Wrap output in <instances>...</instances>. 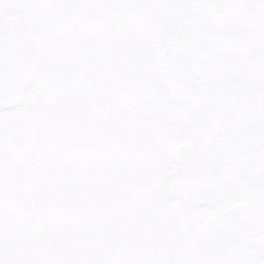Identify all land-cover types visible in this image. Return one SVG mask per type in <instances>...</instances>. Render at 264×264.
<instances>
[{
	"label": "rangeland",
	"instance_id": "rangeland-1",
	"mask_svg": "<svg viewBox=\"0 0 264 264\" xmlns=\"http://www.w3.org/2000/svg\"><path fill=\"white\" fill-rule=\"evenodd\" d=\"M7 15L32 21L46 61L1 117L4 264H218L163 252L171 239L190 249L165 230L178 223L168 191L184 175L223 183L229 203L252 201L264 233V0H0ZM190 19L188 45L202 48L170 66L198 104L175 95L157 54ZM188 140L201 172L176 163ZM244 263H264L251 237Z\"/></svg>",
	"mask_w": 264,
	"mask_h": 264
},
{
	"label": "water",
	"instance_id": "water-1",
	"mask_svg": "<svg viewBox=\"0 0 264 264\" xmlns=\"http://www.w3.org/2000/svg\"><path fill=\"white\" fill-rule=\"evenodd\" d=\"M189 24H175L158 42L157 54L166 78L178 98L185 102H196L179 83L170 67L171 55L181 46L188 33ZM46 61V51L42 40L25 28L19 16L8 15L0 24V110L10 109L22 104L27 90L31 87ZM208 124L214 128L218 120L215 113L207 116ZM176 162L189 167L200 164L196 158L193 142H185L174 150ZM169 194L191 204H217L224 198L221 185H210L190 180H176ZM250 203L241 202L233 213L242 218L246 225L254 227L255 221ZM264 264V263H263Z\"/></svg>",
	"mask_w": 264,
	"mask_h": 264
},
{
	"label": "flooded vegetation",
	"instance_id": "flooded-vegetation-1",
	"mask_svg": "<svg viewBox=\"0 0 264 264\" xmlns=\"http://www.w3.org/2000/svg\"><path fill=\"white\" fill-rule=\"evenodd\" d=\"M5 18L2 20L0 16V24L5 20ZM190 20H192V23L190 24L189 29L191 28V25L193 24V19H190ZM190 20L186 22H189ZM21 21L23 22L22 18H21ZM23 24L28 32L40 38V36H38L36 33L31 31V28L33 26L32 21H29L27 23L23 22ZM188 35H189V32H188ZM188 35L186 39L184 40V42L182 43L181 47L175 53L172 54L171 61L177 59L179 61L184 60L185 63L188 61L190 62L192 59H194L193 55L199 52V48H202V46L199 45V47H197L198 48L197 50V48H194L193 44L192 45L190 44L191 46L188 45V42H187ZM42 44H43V41H42ZM43 47H44V44H43ZM177 79L182 85L186 87L188 93H190L197 99L196 102H184V101L182 102L187 103V104H198L199 103L198 98L191 92V90H189L187 85H185L179 79V77H177ZM30 88L27 90L22 104L24 103L26 97L28 96ZM20 106H17L11 109L0 110V150L3 149L2 143L4 144L3 146H5L6 144L4 140H7L9 138V134L7 132L8 123L6 121L1 122V120H3V118L1 117L4 113L12 111L15 108H18ZM211 113H215V112H211ZM216 115H217V120L219 122L218 114L216 113ZM206 122H207V117H206ZM209 127L212 128L210 125ZM189 141L191 140H188L186 142H189ZM182 143H185V142H182ZM193 144H194V148L196 152V158L200 161V164L193 163L189 167H184V166H178V167L181 169H185V170L194 169V170H197L198 172H201L203 168V159H202L203 156L201 155V153H199V150L197 149L196 144L194 142ZM0 153L2 154V152ZM4 177H5V174L0 170V180L1 179L3 180ZM184 179L195 181V182H200V183H206L210 185H221L224 188V198L222 201H220L217 204L209 205V204H191L185 200L177 199L175 197L170 196L172 199L175 200L172 203L180 205L176 207L177 210L174 212L176 218H179V219L177 220L178 223H176L174 227L167 226L165 230L169 231L167 233L168 237H169V233L174 234L176 238L177 237L179 238L180 243L190 246V249L183 250V247L179 248L178 245L174 244V242L171 239L165 242V247L163 248L164 253L168 252V253H171L173 256L185 255L186 253L187 255H193V257H194V254H199L202 256L218 255V258L220 259L218 264H231L230 263L231 261L234 262L233 264H237L238 258L240 257L243 247L246 245L247 239L249 237L252 238L255 244L257 245L261 244L264 246V233H263V227H262V218L259 212L257 211L255 204L252 201L238 200L236 202L229 203L225 201L227 191L223 183H220L219 181H216V180L215 181L210 180V179H200V178L191 179V177L189 178L187 175H184L182 178H179L176 180H184ZM4 190L6 191L8 190V185L4 187ZM241 202L250 203L251 208H252L251 210L253 214V220L255 221L254 227H250L244 223L243 221L244 215H242V218L239 219L233 213L232 209ZM224 248L226 249L228 248L229 253ZM243 259H246V258H243ZM200 260L201 259L197 258L195 261L192 259L190 261L192 262V264L194 263L198 264Z\"/></svg>",
	"mask_w": 264,
	"mask_h": 264
},
{
	"label": "snow or ice",
	"instance_id": "snow-or-ice-1",
	"mask_svg": "<svg viewBox=\"0 0 264 264\" xmlns=\"http://www.w3.org/2000/svg\"><path fill=\"white\" fill-rule=\"evenodd\" d=\"M0 264H4V262L2 260H0Z\"/></svg>",
	"mask_w": 264,
	"mask_h": 264
}]
</instances>
